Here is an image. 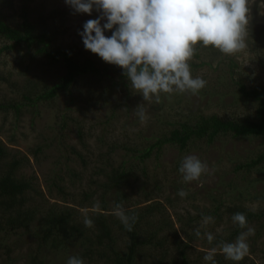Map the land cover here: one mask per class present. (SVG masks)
I'll return each instance as SVG.
<instances>
[{"label": "rangeland", "instance_id": "rangeland-1", "mask_svg": "<svg viewBox=\"0 0 264 264\" xmlns=\"http://www.w3.org/2000/svg\"><path fill=\"white\" fill-rule=\"evenodd\" d=\"M13 1L15 9L7 14L11 15V20L21 23V8L27 0ZM29 1V21L39 28L52 25L48 16L53 10L59 11L55 19L58 32H53L56 45L76 47L82 55L90 53L84 47L80 32L88 20L98 18L101 13L95 10L91 15L76 13L65 0ZM246 42V48L235 55H225L214 47L201 50V59L197 62L205 65L192 69V75L207 83L195 95L162 94L159 103L145 102L141 95L133 92L128 79H124L126 86L112 88L110 80L100 83L85 78L79 80L71 94H61L54 101L40 103L37 107L24 106L20 112L0 111V142L12 156L26 160L20 176L34 182L37 192H31L29 198L30 204L40 210L38 219L57 204L61 208L76 209L78 220L84 223L99 208L101 190L84 208L79 207L83 193L98 190L101 180L106 179L99 171L106 168L109 173L110 164L119 168L124 160L133 162L135 153L125 147L144 151L156 138L168 133L174 123L197 120L203 115H218L224 120L254 116L256 105L242 97L237 83L241 80L247 87L264 86V0H249ZM9 44L0 38V102H21L28 88L36 86L40 90L45 83L57 80L56 69L44 66L45 61L41 59L34 60L33 52L26 48L5 49ZM89 56L100 58L94 53ZM99 60L105 62L102 58ZM141 104L148 116L143 124L136 115V108ZM263 150L262 139L233 137H221L212 145L196 142L187 152L169 145L161 152L155 149L152 156L136 168L124 207L146 206L148 197L161 202L164 216L175 224L181 238H188L184 231L189 228L183 227L193 226L189 230L190 236H194L190 251L192 264H208L203 257L210 249H217L215 256L222 254L219 245H212L218 238L223 239L222 243L235 241L232 235L237 225L232 223L233 215L227 211L242 206L260 215L249 224L255 229V235L248 237L247 256L257 264H264V174L236 170L238 165L251 161ZM190 154L204 161L209 171L199 181L186 184L179 166L183 157ZM69 168L77 176H72ZM55 174L64 177L65 198L50 189ZM181 189L187 192L186 197L178 195ZM216 208L221 209L215 216L212 213ZM111 213L113 220H119ZM205 216L214 219L202 226ZM113 228L120 247L124 248L126 236L115 223ZM197 229L201 233H213L215 241L209 244L206 239L196 237ZM35 231L36 226H32L30 231H19L9 237L3 234L0 264H5L9 258L12 264H27L28 255L38 251ZM77 253L75 248L66 254H48L47 263L67 264L68 258ZM94 258L85 264H105L98 256Z\"/></svg>", "mask_w": 264, "mask_h": 264}, {"label": "trees", "instance_id": "trees-1", "mask_svg": "<svg viewBox=\"0 0 264 264\" xmlns=\"http://www.w3.org/2000/svg\"><path fill=\"white\" fill-rule=\"evenodd\" d=\"M23 3L21 8L23 21L19 23L11 20V15L7 14V11L15 9V2L0 0V38L10 43L5 49L26 48L33 52L34 60L41 59L45 61L44 66L56 69L58 78L55 82L45 83L40 90H37L36 86L28 88L27 93L22 94L21 102H0V111L20 112L24 106L37 107L40 103L54 101L61 94H71L79 80L85 78L100 83L110 80L112 88L126 86L124 79L128 78L121 67L101 62L98 57L89 56L92 53L89 50L90 53L82 55L81 52L76 51V47H62L55 44L53 32L55 34L58 32L55 19L59 11L53 10L48 16L52 25L45 24L43 28H39L29 21L30 1ZM107 34L110 36L111 32ZM205 48L196 46L190 61L191 70L205 65L204 62H197L201 59V50ZM237 84L242 97L256 105L254 116L224 120L218 115H203L197 120L186 119L178 124L174 123L168 133L156 138V142L144 151L125 147L128 152L135 153L132 156L134 161L129 163L128 160H124L119 168H115L113 164L108 165L111 169L109 173L106 172V168L99 171V175H103L106 179L101 180L98 190L89 189V192L83 193L82 203L79 206L81 208L99 195L100 190L102 191L98 198L100 200L98 211H94L88 217L92 220L91 226H86L78 220L76 209L61 208L57 204L51 206L38 219L40 210L30 204L29 198L31 192H37L34 182L32 179L20 176V170L26 160L19 159L16 155L12 156L0 142V239L3 234L9 237L19 231H30L32 226H36L34 237L38 251L28 255L27 264H48V254L60 252L66 254L75 248L78 249L75 256L83 258L84 262H92L95 260L94 257L98 256L105 264H192L190 251L193 248L194 236H190L189 230L193 229V226L183 227V229L189 228L184 231L188 238H181L175 224L164 216L165 209L161 202H154L155 199L148 197L149 194L146 201L149 204L146 206L136 204L132 206L134 208L126 209L129 214L138 216L131 232L127 231L119 220H113L114 216L111 212H114L118 203H123L125 206L130 195L128 190L134 183L136 168L144 164L155 149L161 152L164 146L169 145L178 148L181 152H187L193 143L202 141L212 145L221 137L264 140V86L247 87L241 80ZM42 150L43 148H39V151ZM74 154L81 157L76 151ZM236 170H245L248 173L257 171L264 174V150L251 161L238 165ZM68 172L72 176H77L70 168ZM145 172L146 170L143 169L144 174ZM50 189L52 192L58 191L62 198L67 197L64 177L60 174H55ZM220 209L216 208L212 215L216 216ZM227 212L232 215L237 212L244 213L248 225L260 218L258 213L244 209L242 206L230 208ZM114 223L127 238L124 248L120 247L115 236ZM244 230L237 225L232 238L237 237ZM221 241L223 239L218 238L212 245H220ZM215 259L217 264H233L232 261L226 260L223 254L216 255ZM10 261L9 258L5 264H12ZM248 262L257 264L248 256L240 264H248Z\"/></svg>", "mask_w": 264, "mask_h": 264}, {"label": "clouds", "instance_id": "clouds-1", "mask_svg": "<svg viewBox=\"0 0 264 264\" xmlns=\"http://www.w3.org/2000/svg\"><path fill=\"white\" fill-rule=\"evenodd\" d=\"M76 13H101L83 25L80 35L86 50L98 54L103 61L119 66L134 93L145 102L161 101L162 94H197L206 81L192 75L190 61L196 46L214 47L225 55H235L247 46L249 0H65ZM103 21V23H102ZM111 32V35H106ZM139 105L136 115L143 124L148 116ZM209 171L207 164L196 155H186L180 162L179 173L184 183L199 181ZM180 197L187 192L181 189ZM114 215L131 232L138 220L129 214L123 203L114 208ZM202 218V226L213 221ZM86 226L92 220L85 219ZM232 223L246 229L233 242L218 247L226 260L240 264L249 253L248 237L255 229L248 225L244 213L232 216ZM196 237L215 241L211 232H195ZM216 248L203 257L208 264H217ZM67 264H85L83 258L71 256Z\"/></svg>", "mask_w": 264, "mask_h": 264}]
</instances>
